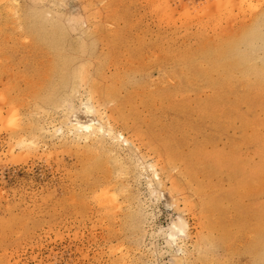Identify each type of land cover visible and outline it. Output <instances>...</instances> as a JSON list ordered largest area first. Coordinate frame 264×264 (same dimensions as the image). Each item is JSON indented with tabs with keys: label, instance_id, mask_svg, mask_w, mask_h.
I'll list each match as a JSON object with an SVG mask.
<instances>
[{
	"label": "rangeland",
	"instance_id": "obj_1",
	"mask_svg": "<svg viewBox=\"0 0 264 264\" xmlns=\"http://www.w3.org/2000/svg\"><path fill=\"white\" fill-rule=\"evenodd\" d=\"M263 33L264 0H1L0 264H264Z\"/></svg>",
	"mask_w": 264,
	"mask_h": 264
},
{
	"label": "bare ground",
	"instance_id": "obj_2",
	"mask_svg": "<svg viewBox=\"0 0 264 264\" xmlns=\"http://www.w3.org/2000/svg\"><path fill=\"white\" fill-rule=\"evenodd\" d=\"M1 1V0H0ZM3 2V1H2ZM258 35V34H257ZM256 35V36H257ZM258 37L261 38V40L264 42V33L258 35ZM84 114V113H83ZM70 119V118H69ZM74 126L77 129H85V130H91L93 128V125L91 123V120L89 119V117H86V119L84 120H76L74 121ZM175 229V228H174Z\"/></svg>",
	"mask_w": 264,
	"mask_h": 264
}]
</instances>
